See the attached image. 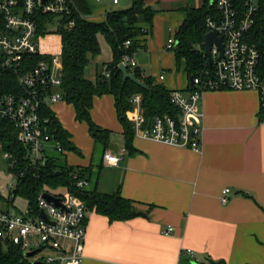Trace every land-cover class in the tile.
<instances>
[{
  "label": "crops",
  "instance_id": "obj_1",
  "mask_svg": "<svg viewBox=\"0 0 264 264\" xmlns=\"http://www.w3.org/2000/svg\"><path fill=\"white\" fill-rule=\"evenodd\" d=\"M127 1L123 8L132 4V0ZM144 1L155 14L151 26L140 25L147 33L139 38L140 48L134 52L136 68L142 77H150L168 92H189L190 80L184 71V61H175L173 51L165 50L167 40L174 38L176 29L186 18L183 8L164 7V0ZM92 2L97 5L101 0ZM117 2L120 4L122 0ZM118 4L112 2L113 6ZM97 6L98 13L93 16L90 12L88 16L96 23L104 20L105 13L122 9L110 11L104 3ZM98 44L107 55L102 72L112 61V52L101 35ZM137 57L143 59L141 67ZM100 58L101 52L89 59L87 78L92 81L101 74L97 63ZM108 96L111 95L95 98L92 108L95 103L100 110L106 105V113L112 119L92 121L110 131L113 147L108 146L107 150L120 155L121 160L117 167L103 166L102 154L106 150L96 143L100 148L98 163L93 165L90 161L87 166L74 167L89 169L85 179L87 191L118 192L132 202L134 213L142 215L110 221L94 210L87 211L81 263L264 264V124L259 121L258 94L226 89L204 93L200 101L204 130L199 151L133 137L134 155L127 154L124 148L113 97ZM63 105L67 104L57 102L49 110L76 148L60 117ZM92 113L93 109L91 119ZM113 131L121 139L115 138ZM63 156L64 160L59 163L69 166L67 156ZM227 188L230 190L228 202L223 205L220 195ZM167 226L172 227L173 233L164 236L162 232ZM187 249L192 251L191 257L184 253Z\"/></svg>",
  "mask_w": 264,
  "mask_h": 264
},
{
  "label": "built area",
  "instance_id": "obj_2",
  "mask_svg": "<svg viewBox=\"0 0 264 264\" xmlns=\"http://www.w3.org/2000/svg\"><path fill=\"white\" fill-rule=\"evenodd\" d=\"M112 2L118 4L117 0ZM210 6L212 11L205 19L206 34L215 32L221 38L222 58L218 59L219 49L212 45L211 67L191 79L193 89L189 92H169V103L175 110L173 115L146 118L142 96L133 94L129 101L132 110L128 114L133 137L179 149L199 151L204 130L200 106L202 95L224 89L255 91L258 94L259 121L264 124V51L261 53L255 44L251 45L245 40L254 23L257 0H240L239 5L234 0H215ZM76 12L72 0H0V72L10 71L20 88L18 92L0 95V120L6 121L15 129L16 141L24 149L23 158L34 172L43 168L47 160L52 158L45 153L49 145L59 156L52 158L55 166L61 165L59 160H64V150L60 142L56 141L48 118L43 116L42 111L63 101L60 90L62 65L61 60L38 50L39 41L44 37L38 32V18L40 15L54 17V20L68 18ZM77 14L83 20H89L88 16ZM52 23L46 26L49 27ZM73 26L74 21L69 20L64 28ZM175 45V39L169 38L165 50L174 51ZM129 46L130 41L124 42L125 52L122 53L119 64L125 65L131 72L136 68V62L134 52H126ZM29 57L40 59H28ZM101 73L108 76L105 66ZM162 78L160 76V80ZM102 155L103 166L117 167L121 160L120 155L110 150L104 151ZM0 158L6 162L8 172L18 164L17 158L7 152L0 151ZM56 171L57 169L54 170L55 173ZM12 175L16 184L24 173L14 172ZM34 178L38 176L34 174ZM70 178L73 181V193L64 187L65 195L41 192L36 198L37 208L27 206L20 214L10 213L8 206L13 205L15 184L9 185V195L4 198L7 206L0 202V242L17 246L30 264L34 261L40 264H82L87 209L79 195L87 191L88 182L79 179L76 171L70 174ZM229 192V188L222 191L221 204L228 202ZM44 193L57 199L60 206L56 207L43 199ZM40 212H43L46 220L40 217ZM172 233L170 226L162 232L164 236ZM31 252L35 254L27 258L26 254ZM37 253L39 257L33 259ZM184 253L192 256L189 249Z\"/></svg>",
  "mask_w": 264,
  "mask_h": 264
},
{
  "label": "trees",
  "instance_id": "obj_3",
  "mask_svg": "<svg viewBox=\"0 0 264 264\" xmlns=\"http://www.w3.org/2000/svg\"><path fill=\"white\" fill-rule=\"evenodd\" d=\"M75 3L77 12L82 16H89L90 10L85 0H72ZM210 0H204L199 7L184 8L183 12L186 18L176 29L174 39L176 47L173 51L175 61L180 60L185 63V74L189 80L199 76L207 68V60L203 56V38L206 34L205 19L211 13L212 6ZM239 5L240 0H234ZM74 13L68 18H60V27L55 32L61 40V95L63 101L70 105L74 110V119L77 122H83L88 125L89 136L94 142L103 147V151L108 149L110 144V131L101 129L95 125L91 119V108L93 100L103 95L113 97V109H115L117 122L122 128V137L124 139V148L129 155H134L133 128L128 120V114L132 108L130 98L133 94L142 96V108L144 116L152 118L164 114H175V110L169 103V92L160 85L153 83L150 77H142L139 70H131L134 76L144 84V88L135 83L126 80L123 81L122 74L118 69L119 60L124 53L123 44L130 41V48L127 53L135 52L140 48L139 38L146 35L140 25L148 24L151 26L155 11L145 4L144 0H132L129 8H122L107 12L104 20L96 23L90 20L82 19ZM251 30L245 37L247 43L255 46L262 53L264 51V0H257V11ZM40 35H47V24L54 21V17L47 15L39 16ZM74 21V26L65 29L64 25ZM103 36L106 44L111 49L112 61L106 64L108 76L102 73L97 74L94 80L87 78L86 67H89V59L100 55L98 37ZM39 60L40 57H29L28 59ZM20 90L13 74L9 71L0 72V95L15 93ZM43 116L48 118V124L51 126L56 141H59L61 147L67 152H76V148L69 141L70 135L60 125L54 113L49 109H42ZM0 145L2 152H7L17 158V166L9 170L11 174L22 171L24 175L17 179L13 196H19L25 200L28 207L37 208L36 198L44 191L56 190L64 187L68 192L73 193V181L70 174L75 171L79 179H87L89 176L88 168L70 167L67 165L55 166L52 158L48 159L43 168L34 172L27 165L23 158L24 149L16 141L15 129L6 121L0 120ZM57 169L56 173L54 170ZM34 174L38 178H34ZM80 198L86 204L87 211L94 210L101 216L108 217L110 221H121L130 219L135 212L131 201L124 199L116 192L112 194H101L96 190L84 191ZM0 199L4 198L0 194ZM6 201V200H4ZM0 264H30L22 255L17 246L0 242Z\"/></svg>",
  "mask_w": 264,
  "mask_h": 264
},
{
  "label": "rangeland",
  "instance_id": "obj_4",
  "mask_svg": "<svg viewBox=\"0 0 264 264\" xmlns=\"http://www.w3.org/2000/svg\"><path fill=\"white\" fill-rule=\"evenodd\" d=\"M93 0H86V2L89 4L90 12L94 16L96 13H98L99 6L102 3L106 5V7L113 11L115 8H123L120 4L118 5H112V0H101L99 4H95L92 2ZM204 0H164V7H171L172 9L178 8H191V7H197L201 6L203 4ZM149 6V5H147ZM152 8V7H151ZM159 9V8H156ZM166 9V8H165ZM165 12V10H163ZM60 21L59 19H55L53 23L47 28V34L43 39L39 41L38 50L41 53L47 54L52 56L53 58H56L58 61L61 58V44H60V38L58 34H55V32L59 29ZM102 39V38H100ZM103 40V39H102ZM104 43L102 42V47H104ZM107 55L104 53V51H101V58L98 63V72H101L102 68V62L106 61ZM142 59V58H140ZM139 57H137L138 65L141 67V64H143V59L140 60ZM90 74H93L92 72ZM110 99L111 96H108ZM105 102V100L103 101ZM93 113H92V120L94 121V118L97 120H101L102 122H110L112 118H110L106 113V105L102 107V110L99 109L98 103H95L93 105ZM63 125L67 126L68 131L71 134L72 141H74V144L77 148L76 152H67L65 151L63 154L67 156L68 164L70 167L79 166L84 167L89 165V162L97 164L100 157V148L94 142V140L91 139L88 132V125H86L83 122H77L74 119V111L70 106L63 105V109L60 115ZM115 133V138L121 139V135L119 133H116L113 131V134ZM45 153L47 155H50L52 157H58L56 153L53 152L51 146H48L45 149ZM15 184V178L14 176L7 171V165L6 162L0 158V194L3 198H7L9 195V185L14 186ZM50 193L53 195H58L59 193L62 195L66 194V190L63 187H59L56 190H50ZM2 204L7 206L6 201H0ZM12 206H8L10 208V213L14 214H20L21 212H24L27 209V203L24 199H22L19 196H16L13 198ZM41 255V254H40ZM39 257V253H37L33 259Z\"/></svg>",
  "mask_w": 264,
  "mask_h": 264
},
{
  "label": "water",
  "instance_id": "obj_5",
  "mask_svg": "<svg viewBox=\"0 0 264 264\" xmlns=\"http://www.w3.org/2000/svg\"><path fill=\"white\" fill-rule=\"evenodd\" d=\"M214 1L215 0H210L209 5H212L214 3ZM127 2H128L127 0H122L120 5L122 7H124L127 4ZM202 45H204L203 46L204 47L203 54H204L205 59L207 60V69H210L211 64H212L210 48L212 45H216L219 49V58L218 59L222 58L223 45L221 44V38L218 37L215 32H208L207 34H205V36L203 38V44ZM118 69L122 74V78H123L124 82L126 80H128V81L135 83L137 86L144 88V84L134 76L133 72L132 73L129 72L125 65L119 64ZM88 70H89L88 67H86L85 73H88ZM189 88H190V90L193 89V85H192L191 80H190ZM112 147H113V145L110 144L109 149H111ZM116 149L117 148H115L114 151H116ZM42 198L48 202L53 203L56 207L60 206V202H58L57 199L53 198L52 196H50L47 193H44ZM139 214L142 215L141 213H133L132 215L135 217L136 215H139ZM40 217L43 220H46V218H44L43 212H40ZM34 254H35V252H31L29 254H26V257L31 258ZM32 264H40V263L38 261H34V262H32ZM211 264H220V263H211Z\"/></svg>",
  "mask_w": 264,
  "mask_h": 264
}]
</instances>
